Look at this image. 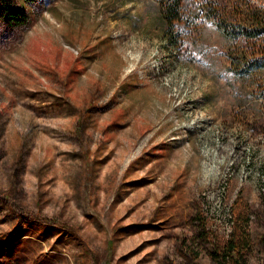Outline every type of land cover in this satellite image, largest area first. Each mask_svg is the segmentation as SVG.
<instances>
[{
    "label": "rangeland",
    "instance_id": "rangeland-1",
    "mask_svg": "<svg viewBox=\"0 0 264 264\" xmlns=\"http://www.w3.org/2000/svg\"><path fill=\"white\" fill-rule=\"evenodd\" d=\"M158 1L22 0L0 23V264H211L200 219L219 241L241 220L264 264V69L232 71L197 0L171 29Z\"/></svg>",
    "mask_w": 264,
    "mask_h": 264
},
{
    "label": "trees",
    "instance_id": "trees-1",
    "mask_svg": "<svg viewBox=\"0 0 264 264\" xmlns=\"http://www.w3.org/2000/svg\"><path fill=\"white\" fill-rule=\"evenodd\" d=\"M19 1L22 0H0V23L9 27L25 23L26 14L18 4ZM197 1L199 14L209 19L223 36L236 43L228 53L232 71L239 75H254L264 69V11L248 4L246 0L237 4L230 3L233 8H238L239 16V19L230 21L226 12L218 7V1ZM181 2L182 0L158 1L159 21L166 29H171L172 23L180 19ZM194 217L198 219L195 213ZM234 221L235 227L231 226L226 237L219 241L205 229L200 219L195 238L208 244L207 253L211 264H242L241 255L246 241L242 229L236 226L241 220Z\"/></svg>",
    "mask_w": 264,
    "mask_h": 264
}]
</instances>
